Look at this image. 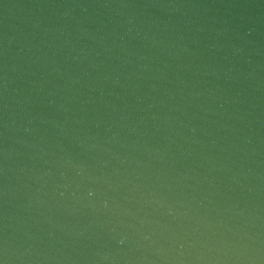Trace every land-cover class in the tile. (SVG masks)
Returning a JSON list of instances; mask_svg holds the SVG:
<instances>
[{"label":"water","instance_id":"obj_1","mask_svg":"<svg viewBox=\"0 0 264 264\" xmlns=\"http://www.w3.org/2000/svg\"><path fill=\"white\" fill-rule=\"evenodd\" d=\"M0 264H264V0H0Z\"/></svg>","mask_w":264,"mask_h":264}]
</instances>
